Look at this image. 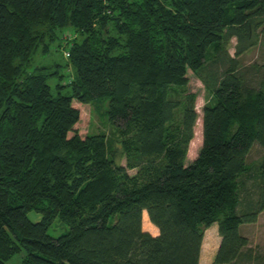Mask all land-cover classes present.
<instances>
[{"label": "trees", "instance_id": "1", "mask_svg": "<svg viewBox=\"0 0 264 264\" xmlns=\"http://www.w3.org/2000/svg\"><path fill=\"white\" fill-rule=\"evenodd\" d=\"M259 36L264 0H0V264H197L212 224L213 264L255 258L239 225L264 210V63L253 85L237 56ZM50 45L64 63L34 62ZM186 69L210 99L188 164ZM106 98L117 148L76 126L72 103Z\"/></svg>", "mask_w": 264, "mask_h": 264}, {"label": "rangeland", "instance_id": "2", "mask_svg": "<svg viewBox=\"0 0 264 264\" xmlns=\"http://www.w3.org/2000/svg\"><path fill=\"white\" fill-rule=\"evenodd\" d=\"M234 44L235 38L232 37L229 39L228 44L226 46V50L231 56L233 55ZM50 49L51 50L49 51L48 55L44 57H40L38 55V57L34 59V62L45 63L56 61L58 63H64V58L62 54L63 49H56V46L54 48V45H50ZM237 60L240 65V71L244 74L245 79L247 81L249 80L250 84L255 85L260 77V71H255L253 65L259 66L264 63V37L259 36L255 41L254 45L247 48L244 52L237 56ZM213 67L214 66H211V68ZM186 76L188 78L187 89L195 94L194 108L197 115L192 128L193 136L187 145V150L184 159V163L188 164L195 158L200 148L201 108L204 104L208 103L210 99L208 94L205 92L201 81L196 78V76L189 69H186ZM57 80L58 78L49 79L48 83L52 85ZM63 82L64 78H62L60 83ZM105 100H93L88 104L78 103V105L75 102L72 104L79 109V120L76 124L77 129L84 134H93L96 132L104 133L107 139L106 142H108V147L110 148L113 147V145L115 144V129L110 126L107 122V116L105 113L107 98ZM114 147L117 148V143ZM261 154V149L256 144H253L246 155L245 161L248 163H256ZM120 163L123 164L124 160L120 159ZM127 171L128 173H132L134 170ZM33 216V213L28 214V217L31 219H33ZM58 223L59 222L57 219H54L52 221L51 225L47 229L49 235L57 236L58 234L66 230V226L64 224ZM209 227V230L206 228L207 230L204 229L202 233L197 264H213L212 258L217 247L219 237L216 232L215 224H212ZM141 229L151 235L157 234V229L155 227H150L146 222L141 223ZM239 231L242 235L247 238V245L243 248L242 252L244 253V255H247L249 253L250 255L256 257H252V259L250 260L244 258L242 261H237L234 264H262L261 259H259V256L264 254V210H262L258 214L255 222L239 225ZM22 256L23 251H19L12 255L4 264H19Z\"/></svg>", "mask_w": 264, "mask_h": 264}, {"label": "built area", "instance_id": "3", "mask_svg": "<svg viewBox=\"0 0 264 264\" xmlns=\"http://www.w3.org/2000/svg\"><path fill=\"white\" fill-rule=\"evenodd\" d=\"M64 54H66V53H64Z\"/></svg>", "mask_w": 264, "mask_h": 264}]
</instances>
